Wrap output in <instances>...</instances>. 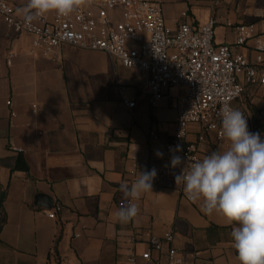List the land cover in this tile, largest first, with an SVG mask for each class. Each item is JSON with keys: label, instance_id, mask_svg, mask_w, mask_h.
Instances as JSON below:
<instances>
[{"label": "crops", "instance_id": "1", "mask_svg": "<svg viewBox=\"0 0 264 264\" xmlns=\"http://www.w3.org/2000/svg\"><path fill=\"white\" fill-rule=\"evenodd\" d=\"M156 1L171 28L215 18L217 44H234L237 27L253 26L239 52L253 61L264 46V0ZM9 2L18 8L27 0ZM143 82L102 52L64 47L51 58L35 54L31 38L14 34L0 17V196L6 195L8 219L0 264H133L135 256L143 264L139 256L150 239L167 232L189 263L240 264L231 247L235 225L203 213L175 182L153 183L133 221L115 220L114 211L128 203L122 183L151 167H171L165 148L175 133L177 93L153 108ZM121 89L136 99L134 110L123 105ZM244 100L252 111L248 129L256 133L254 122L264 124V86L248 87ZM152 134L159 140L150 143ZM214 139L206 155L223 147ZM38 195L48 196L52 207L36 206ZM56 204L62 211L51 219ZM166 249L154 257L164 263Z\"/></svg>", "mask_w": 264, "mask_h": 264}, {"label": "built area", "instance_id": "2", "mask_svg": "<svg viewBox=\"0 0 264 264\" xmlns=\"http://www.w3.org/2000/svg\"><path fill=\"white\" fill-rule=\"evenodd\" d=\"M15 10L9 0H0V17L5 25L14 34L30 37L35 54L51 58L64 47L105 53L143 77L144 95L153 108L172 90L180 91L175 97V133L165 152L171 159L169 149L181 145L182 151L177 154L185 158V167L206 156L204 149L212 144V136L216 143L223 142L218 116L221 106L228 103L250 120L244 94L250 86H264V46L257 49L253 61L239 52L252 37L253 26L237 27L234 44H217L215 18L171 28L156 0H87L67 16L45 14L33 28L26 27ZM8 62L11 65V60ZM124 91L120 90L121 101L132 111L136 99L127 98ZM158 140V135L150 136V143ZM181 168H155L158 174L153 183L175 182L173 173ZM180 187L185 197L183 185ZM61 211L62 206L56 204L48 216L55 219ZM174 239L173 232L151 238L147 251L139 256L143 264H192L172 246ZM165 247L163 263L153 254L162 253ZM131 262L137 263L136 256Z\"/></svg>", "mask_w": 264, "mask_h": 264}, {"label": "clouds", "instance_id": "3", "mask_svg": "<svg viewBox=\"0 0 264 264\" xmlns=\"http://www.w3.org/2000/svg\"><path fill=\"white\" fill-rule=\"evenodd\" d=\"M87 0H27L16 8L28 28L47 13L67 16ZM218 116L222 130L223 147L212 151L200 161L185 167V158L177 153L181 145L170 148L171 168L181 167L173 173L175 185H183L185 197L198 204L206 215L222 216L228 225L231 247L240 264H264V140L259 133L250 132L247 117L239 109L224 103ZM156 155L163 153L157 150ZM157 170L139 171L130 185L122 183L119 190L128 200L113 213L120 224L133 221L140 212L138 201L153 191Z\"/></svg>", "mask_w": 264, "mask_h": 264}, {"label": "trees", "instance_id": "4", "mask_svg": "<svg viewBox=\"0 0 264 264\" xmlns=\"http://www.w3.org/2000/svg\"><path fill=\"white\" fill-rule=\"evenodd\" d=\"M258 123L257 125H255L256 127V133H259V134H263V140H264V124H261L259 123V121H255L254 124ZM25 169H28V168H25ZM5 199H6V195L5 193H2L1 196H0V236H1V233L5 227V225L7 224V214L5 212V209H4V202H5ZM59 240H57V243H56V254H57V257H59V254H58V249H57V246H58V243H59ZM2 241H1V238H0V245H1ZM61 264V263H59Z\"/></svg>", "mask_w": 264, "mask_h": 264}, {"label": "water", "instance_id": "5", "mask_svg": "<svg viewBox=\"0 0 264 264\" xmlns=\"http://www.w3.org/2000/svg\"><path fill=\"white\" fill-rule=\"evenodd\" d=\"M35 200H36L35 205L38 207H42L45 209H50L52 207L51 199L48 196L38 195Z\"/></svg>", "mask_w": 264, "mask_h": 264}, {"label": "rangeland", "instance_id": "6", "mask_svg": "<svg viewBox=\"0 0 264 264\" xmlns=\"http://www.w3.org/2000/svg\"><path fill=\"white\" fill-rule=\"evenodd\" d=\"M172 93H177V96H178L179 94H181V92H180V91H177V90H172V91H171V95H172ZM235 105L238 106V103H236ZM249 111H250V110H249ZM251 112H252V111H250V114H251ZM250 119H251V117H250ZM252 120H253V119H252ZM253 122H254V121H253Z\"/></svg>", "mask_w": 264, "mask_h": 264}]
</instances>
